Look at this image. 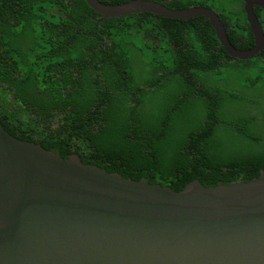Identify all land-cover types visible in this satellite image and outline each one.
Wrapping results in <instances>:
<instances>
[{"label":"trees","instance_id":"16d2710c","mask_svg":"<svg viewBox=\"0 0 264 264\" xmlns=\"http://www.w3.org/2000/svg\"><path fill=\"white\" fill-rule=\"evenodd\" d=\"M153 1L215 9L232 45L255 46L246 0ZM0 122L63 158L176 191L249 181L264 170V51L233 58L205 17L0 0Z\"/></svg>","mask_w":264,"mask_h":264},{"label":"water","instance_id":"95a60500","mask_svg":"<svg viewBox=\"0 0 264 264\" xmlns=\"http://www.w3.org/2000/svg\"><path fill=\"white\" fill-rule=\"evenodd\" d=\"M104 19L150 13L205 17L226 52L249 60L264 51V29L246 0L255 38L237 49L207 7L172 9L153 0H85ZM0 264H264V170L249 181L181 191L133 180L11 135L0 122Z\"/></svg>","mask_w":264,"mask_h":264},{"label":"flooded vegetation","instance_id":"af4514ba","mask_svg":"<svg viewBox=\"0 0 264 264\" xmlns=\"http://www.w3.org/2000/svg\"><path fill=\"white\" fill-rule=\"evenodd\" d=\"M245 4H246V1H245ZM192 7H205V6H192ZM207 8H209V7H207ZM212 9V8H211ZM213 10H215V9H213ZM254 10H255V8H254ZM216 11V10H215ZM217 12V11H216ZM217 13H219V12H217ZM220 14V13H219Z\"/></svg>","mask_w":264,"mask_h":264},{"label":"rangeland","instance_id":"374dc122","mask_svg":"<svg viewBox=\"0 0 264 264\" xmlns=\"http://www.w3.org/2000/svg\"><path fill=\"white\" fill-rule=\"evenodd\" d=\"M222 2H223V5H226L228 0H223Z\"/></svg>","mask_w":264,"mask_h":264}]
</instances>
